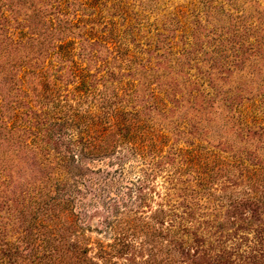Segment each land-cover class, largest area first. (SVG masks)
Returning a JSON list of instances; mask_svg holds the SVG:
<instances>
[{
	"label": "rangeland",
	"instance_id": "rangeland-1",
	"mask_svg": "<svg viewBox=\"0 0 264 264\" xmlns=\"http://www.w3.org/2000/svg\"><path fill=\"white\" fill-rule=\"evenodd\" d=\"M2 14L0 264H264V0Z\"/></svg>",
	"mask_w": 264,
	"mask_h": 264
},
{
	"label": "trees",
	"instance_id": "trees-1",
	"mask_svg": "<svg viewBox=\"0 0 264 264\" xmlns=\"http://www.w3.org/2000/svg\"><path fill=\"white\" fill-rule=\"evenodd\" d=\"M10 5L11 4H8L7 7L10 8ZM8 11L12 12L13 10H11V8H10V9H8ZM4 16L5 15L2 14L0 17H4ZM8 21H10V20H8ZM2 25H4V24H2ZM27 30H29V32L27 31V32H25V34H22L23 36L27 37V41L29 43H31V44L34 41L36 42V44H41L40 43L41 35L40 36L36 35L35 37L32 36V34H34L33 32H35V30H37V27L35 26V24H30L29 23V25L27 26ZM66 46H67V43L64 44L63 46H58V48H61L63 50V52H64V55H62V57H65V55H68V56H70V55L72 56L73 55L72 51L68 50ZM72 68L74 70L73 71L74 75H76V76L82 75L83 81H85L86 78H88L90 76L89 73H86V71H87L86 67L79 66L76 63V61H74L73 59H72ZM114 125H115V122H114ZM106 137H107V134H106ZM59 252H61V254H62L61 259H58ZM59 252H57V249H55V248H52L50 250H46V253H48V254L43 256V257H48V260L44 261L43 264H65L67 262V261H64L65 260L64 258L66 257L65 255H68V257L70 259H72L73 257L78 259V258H80V256H82L80 254L85 253L86 250L83 251V253L79 252L78 254L76 253L77 252L76 249H74V251H70L69 248L68 249H64L63 251L59 250Z\"/></svg>",
	"mask_w": 264,
	"mask_h": 264
}]
</instances>
